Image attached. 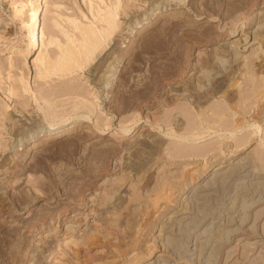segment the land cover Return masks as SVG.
Here are the masks:
<instances>
[{
	"label": "rangeland",
	"instance_id": "rangeland-1",
	"mask_svg": "<svg viewBox=\"0 0 264 264\" xmlns=\"http://www.w3.org/2000/svg\"><path fill=\"white\" fill-rule=\"evenodd\" d=\"M112 1L0 0V264H264V0Z\"/></svg>",
	"mask_w": 264,
	"mask_h": 264
},
{
	"label": "bare ground",
	"instance_id": "bare-ground-1",
	"mask_svg": "<svg viewBox=\"0 0 264 264\" xmlns=\"http://www.w3.org/2000/svg\"><path fill=\"white\" fill-rule=\"evenodd\" d=\"M120 3L122 4V2L120 1V0H114V1H112L111 2V7L109 8V10L107 11V14L105 15V16H103V17H101V19L100 20H102L103 21V24H102V27H101V29L100 30H97V29H94V28H91V27H87V28H85L82 32H83V43H85V46H84V44H83V46L85 47V49L83 50V52H86L87 51V53L89 54L90 52H91V49H93L94 47H97V45H100V44H98V43H101V36L102 35H104L105 34V32L106 33H109L110 34V32L113 30V29H115V27H117V23H116V20H115V18L117 17V12L119 13L121 10H122V6H119L120 5ZM121 7V8H120ZM125 8H126V6H124ZM124 10V9H123ZM42 11H43V6H42V2H38V5H37V7L34 9V11H33V15H32V25H33V28H32V30H30L29 32H27V35H26V40L28 41V43H27V46H26V48L23 50V52H22V56H18V57H27V56H30L31 54H34L38 49H39V33H38V29H39V23H40V17H41V14H42ZM128 12V11H127ZM157 13H156V16L155 17H157ZM154 20V19H153ZM152 19H149V20H147V21H143L138 27H136V25H135V28H138V30L139 31H143L144 29H146V28H148L150 25H152V21H153ZM151 22V23H150ZM137 33V31L136 32H134V34H136ZM133 34V31H130L129 33H128V35L129 36H131ZM105 36V35H104ZM130 43L131 42H133V38H130ZM232 41H234V40H232ZM95 49V48H94ZM86 50V51H85ZM67 51V50H66ZM68 51H70V49L68 50ZM0 52H2V50H0ZM73 52H75V51H73ZM72 52V50H71V52H70V54L73 56L74 55V53ZM67 54H68V52H67ZM70 54H68V55H70ZM67 55V56H68ZM71 55L70 56H68V58H70L69 59V61L71 62V60H73V59H75V57H73V59H72V57H71ZM87 55V54H86ZM236 56H237V54H235ZM67 56H66V58H67ZM88 56V55H87ZM64 58H65V56H64ZM68 58H67V60H64L63 59V56H62V59L63 60H60V62H57V63H55V64H57L58 66H56L55 65V67H60L59 69L61 70L62 68H64V67H69L70 65H71V63L70 62H68ZM79 58V57H78ZM77 60V59H76ZM76 62V61H75ZM78 62V61H77ZM41 64H42V62H41ZM11 68H14V67H16L17 69H13V71H25L26 69H27V67L20 61V60H16L15 61V63H14V65L13 64H11V66H10ZM51 67H53V64L51 65ZM58 69V68H57ZM16 72V73H17ZM54 94V91L53 90H50V92L48 91H45V92H43V94H42V97H44V98H51L52 97V95ZM42 109V108H41ZM51 113H53L52 111L50 112V114ZM54 114V113H53ZM219 114V113H218ZM222 116V115H221ZM218 117V116H217ZM221 118V117H220ZM220 118H218V120L220 119ZM223 119V118H222ZM221 119V120H222ZM82 121L81 120H71V121H62V122H59V123H57L56 125H54V124H49V126L48 127H45V129H44V131H43V133L41 134V138H39V140H40V142L42 141H45L46 139H49V138H51V139H54V138H56V137H61V136H63V135H68V134H70V133H72L74 130H76V129H78V127H80V126H82ZM84 126H86V127H89V125L87 124V125H84ZM41 128H43V127H41ZM258 128H259V126H258ZM30 130H32V129H30ZM25 131L26 130H20V132H19V130L18 129H16L15 130V132H16V134L17 135H21L22 137L21 138H23V137H25V135L27 136V135H29L28 133L27 134H25ZM35 132V131H34ZM99 134H102V130L100 129L99 131H98V135ZM39 135V134H38ZM68 137V136H67ZM38 140V139H37ZM35 146V143L32 145V147H34ZM29 149V148H28ZM217 158V157H216ZM216 158H214V160L216 159ZM221 158H223V157H221ZM220 159V158H219ZM212 160H213V158H212ZM213 160V161H214ZM218 160V159H217ZM231 163V162H230ZM243 163V162H242ZM241 163V164H242ZM206 164V163H205ZM211 165V164H210ZM213 165V164H212ZM211 165V166H212ZM246 165V164H245ZM248 165V164H247ZM210 166V167H211ZM242 166V165H241ZM222 167H224V165H223V163H221L216 169L218 170V169H220V168H222ZM227 167V166H226ZM230 168V167H229ZM242 169V168H241ZM225 170H227V169H225ZM231 170V169H230ZM237 170V169H236ZM216 172H218V171H216ZM228 172V171H227ZM232 172V171H231ZM215 173V172H214ZM212 175V174H211ZM216 175V174H215ZM248 175V174H247ZM215 177V176H214ZM234 177V176H233ZM218 178H219V176H218ZM220 182V181H219ZM252 182V181H251ZM221 183V182H220ZM248 183V182H247ZM264 189V188H263ZM254 193V192H253ZM256 200V199H255ZM263 201V200H262ZM245 203V202H244ZM247 203V202H246ZM256 204V203H255ZM252 205V204H251ZM245 206V205H244ZM244 210H246V209H244ZM262 211V210H261ZM245 213V212H244ZM243 213V214H244ZM255 213V212H254ZM259 213H261V212H259ZM245 214H247V213H245ZM260 215H262V214H260ZM260 215H259V217H260ZM72 216H75L74 214L72 215ZM245 217V216H244ZM256 219V218H255ZM174 220V219H173ZM243 220V219H242ZM253 220V219H252ZM257 220V219H256ZM173 224V223H172ZM249 224V223H248ZM251 225V224H250ZM236 227V226H235ZM67 228V226H64V230ZM246 228H248V227H246ZM250 228V227H249ZM235 229V228H234ZM52 230H53V232H52ZM57 231V228L54 226V227H52L51 226V228H48V227H46L45 229H44V232L42 231V233H41V235H39L38 236V238H40V237H43V236H49V235H53V233H55ZM227 231V230H226ZM230 231V230H229ZM231 231H233V230H231ZM235 231H236V229H235ZM44 233V234H43ZM224 233V232H223ZM230 234V233H229ZM228 235V234H227ZM43 239V238H42ZM228 239V238H227ZM37 240V239H36ZM238 240V239H237ZM246 240V239H245ZM245 240H244V242H245ZM247 241V240H246ZM239 243H241V242H239ZM44 244V243H43ZM246 244V243H245ZM217 245V244H216ZM212 246V245H211ZM214 246V245H213ZM225 246V245H224ZM221 247V246H220ZM229 251V250H228ZM263 251V250H262ZM227 252V251H226ZM210 253H211V251H210ZM214 253V252H213ZM228 253V252H227ZM231 253V252H230ZM258 253V252H257ZM263 254V253H262ZM208 256V255H207ZM210 256V255H209ZM228 255H226L225 257H227ZM231 256V255H230ZM262 256V255H261ZM261 258V257H260ZM251 259V258H250ZM218 261V260H217ZM224 262H225V260H223ZM219 262V261H218ZM251 262V261H250Z\"/></svg>",
	"mask_w": 264,
	"mask_h": 264
}]
</instances>
